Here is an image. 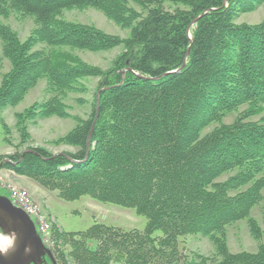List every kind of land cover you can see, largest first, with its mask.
Returning a JSON list of instances; mask_svg holds the SVG:
<instances>
[{
  "label": "trees",
  "instance_id": "1",
  "mask_svg": "<svg viewBox=\"0 0 264 264\" xmlns=\"http://www.w3.org/2000/svg\"><path fill=\"white\" fill-rule=\"evenodd\" d=\"M166 2L179 6L169 10ZM263 3L0 0V17L15 12L36 24L25 40L0 24V74L4 58L11 64L0 82V115L42 78L49 95L15 113L20 145L30 141L29 126L38 119L71 116L65 100L82 78L99 76L101 90L98 115L96 94L89 117L74 116L75 127L54 141L75 150L54 154L29 145L35 152H14L10 162L0 155V167L56 190L64 200L89 195L148 219L144 230L99 222L77 232L54 226L59 264H264V114L253 119L264 113V19L236 22ZM85 7L130 27V36L59 17L65 9ZM197 17L191 40L188 29ZM39 43L48 48L35 49ZM121 44L124 52L106 71L55 49L100 51ZM0 123L9 142L10 127ZM224 174L229 176L220 180ZM258 205L263 225L252 215ZM244 219L259 242L256 252H233L228 245V227ZM190 235L210 238L215 253L183 254L181 238Z\"/></svg>",
  "mask_w": 264,
  "mask_h": 264
},
{
  "label": "rangeland",
  "instance_id": "2",
  "mask_svg": "<svg viewBox=\"0 0 264 264\" xmlns=\"http://www.w3.org/2000/svg\"><path fill=\"white\" fill-rule=\"evenodd\" d=\"M131 5L138 11L145 13L136 3L132 2ZM178 6L179 5L171 2L165 3V7L169 10H174ZM59 17L67 21L94 25L104 32L120 36L122 39L128 38L131 33L130 27H123L119 25L112 19H109L103 11L95 7L65 9ZM263 19L264 3L254 11L240 13V15L236 18V22L254 24L262 21ZM0 24L9 26L18 34L21 40H25L36 27L33 18H22L15 12L7 18L0 17ZM194 27H192V30ZM2 44V39L0 37V55L2 54ZM42 48L48 47L45 43H39L35 49ZM55 49L77 56L86 64L106 71L112 67L115 58L124 52L125 47L121 44L114 48L100 51L71 48L70 46H59L55 47ZM3 64L4 66L2 73L0 74V82L2 80V75L11 68V64L8 59L4 58ZM80 81L81 83L78 85L79 88L69 93L65 100L70 106L68 110L71 116L66 118L51 116L38 119L35 123H32L29 126L31 139L27 144L20 145V136L15 127V113L24 111L33 103L43 102L49 97L46 93V79H40L38 84L31 88L25 98L16 106H8L4 109L0 115V121L3 120L10 127V140L9 142L4 140V128L0 123V155L5 159H8L9 155L17 151L21 152L27 149L29 145L33 147H44L54 154L62 151L75 150V147L72 145H57L54 141L75 127L77 121L74 119V116L86 119L91 113L93 100L99 89L100 77L94 75L87 76L82 78ZM246 107L247 106H243L240 110H243ZM263 114L264 113L254 116L253 119L259 120ZM237 115V112L231 113L224 121L226 123H232ZM212 127L208 128V130ZM228 176L229 174H224L219 179L225 180ZM10 187L25 191L27 193L29 203L44 216L50 228L48 241H46V243L44 241L43 242L52 252L55 248V239L52 233L54 226H57L64 231L77 232L86 230L93 223L99 222L106 225L121 227L126 230H144L148 222L146 216L138 214L132 207L102 202L89 195H84L79 199L72 201L64 200L58 196V192L56 190H48L27 176L17 174L9 168L0 167V193L9 194ZM262 205H264V200ZM262 205L256 206L253 209L252 215L263 225ZM0 234L2 233L0 232ZM154 235L161 236L162 232L156 231ZM227 240L228 245L233 252H240L244 250L256 252L258 249L259 242L251 235L245 219L228 227ZM92 245L95 246L96 243L93 242ZM180 247L185 255L200 253L206 256H212L215 253V247L210 238L201 235L182 237ZM46 264L52 263L51 261L50 263L47 261Z\"/></svg>",
  "mask_w": 264,
  "mask_h": 264
},
{
  "label": "water",
  "instance_id": "3",
  "mask_svg": "<svg viewBox=\"0 0 264 264\" xmlns=\"http://www.w3.org/2000/svg\"><path fill=\"white\" fill-rule=\"evenodd\" d=\"M199 17L195 18L189 26L188 34L192 40V27H194ZM189 53V51H188ZM186 63L178 70L180 71ZM130 70V68H127ZM143 77V76H141ZM100 92L97 93V114L100 103ZM91 133L87 139V152L90 149ZM27 152H35L27 148L23 152V157ZM4 161H9L5 159ZM0 232L4 236L13 239V246L6 251L0 249V264H46L47 258L52 264H58L53 252L44 244L34 221L30 215L22 208L15 206L10 198L0 194Z\"/></svg>",
  "mask_w": 264,
  "mask_h": 264
},
{
  "label": "built area",
  "instance_id": "4",
  "mask_svg": "<svg viewBox=\"0 0 264 264\" xmlns=\"http://www.w3.org/2000/svg\"><path fill=\"white\" fill-rule=\"evenodd\" d=\"M9 197L16 206L23 208L32 217L37 228L39 229L43 241L46 243V241H48L50 226L46 222L44 216L41 215L38 210L29 203L27 193L25 191L10 187Z\"/></svg>",
  "mask_w": 264,
  "mask_h": 264
},
{
  "label": "bare ground",
  "instance_id": "5",
  "mask_svg": "<svg viewBox=\"0 0 264 264\" xmlns=\"http://www.w3.org/2000/svg\"><path fill=\"white\" fill-rule=\"evenodd\" d=\"M12 246H13V239L9 236H4V235L0 234V249L3 251H6L9 248H11Z\"/></svg>",
  "mask_w": 264,
  "mask_h": 264
}]
</instances>
